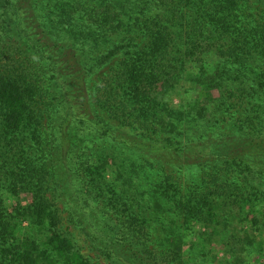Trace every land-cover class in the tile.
I'll use <instances>...</instances> for the list:
<instances>
[{
	"label": "trees",
	"instance_id": "16d2710c",
	"mask_svg": "<svg viewBox=\"0 0 264 264\" xmlns=\"http://www.w3.org/2000/svg\"><path fill=\"white\" fill-rule=\"evenodd\" d=\"M262 218L264 0H0V264H92L66 221L111 264H250Z\"/></svg>",
	"mask_w": 264,
	"mask_h": 264
},
{
	"label": "rangeland",
	"instance_id": "374dc122",
	"mask_svg": "<svg viewBox=\"0 0 264 264\" xmlns=\"http://www.w3.org/2000/svg\"><path fill=\"white\" fill-rule=\"evenodd\" d=\"M118 38V37H117ZM122 56V54H119L118 57L115 58L114 63L118 61V59ZM109 65H106L103 67L100 71H98L97 75H94L91 77V90L93 91L94 86L98 82L99 74L102 72L107 71L109 68ZM185 89H188V87L185 86ZM193 94V93H192ZM210 94H205L204 91L200 90V101L202 104L209 105L210 108H212V103L210 101V98L207 96ZM186 97H190V92L186 94ZM218 93L213 92L212 98H217ZM179 101L176 99L174 103L177 105ZM212 104V105H211ZM230 124V123H229ZM229 124H220L217 125V128L212 129L211 134L216 135L219 133H227L232 130L233 126ZM94 141H91V139H88L86 144L92 148ZM103 143V142H101ZM103 147V146H99ZM88 153L91 152L88 148ZM176 174V173H175ZM178 175L181 177V182L183 183V186H188L190 182L193 180L194 182L197 181V177H195L196 172L193 170L184 171V172H178ZM192 179V180H191ZM144 182L146 179H143ZM191 180V181H190ZM90 206L91 209L94 208L95 211H100L102 214L103 206L98 205L97 203L90 200ZM253 207L248 206L247 211H250ZM260 208V205L256 203V211ZM254 212V215L256 216L257 213ZM108 221L110 222V218H108ZM107 221V222H108ZM261 221L263 222L264 219L262 218ZM262 226V224H260ZM259 226V227H261ZM245 231L249 232V235L252 239L256 240L257 242L261 243V245H256L253 251V255L250 257V264H264V229H258L257 227H253L250 229V225L248 224L247 227L245 226ZM63 229L65 232L69 234V236L72 238L74 245L76 249H79L81 253L89 259V261L92 264H111L108 259H106L104 256H102L99 252H97L89 243V240L85 237L81 231L75 227L71 222L66 221L63 224ZM262 230V231H261ZM197 232L201 231L199 229H196ZM209 232V230H208ZM240 233V232H239ZM242 233V232H241ZM208 238V236H207ZM223 241H227L230 238V233L225 234L223 233L222 236H215L214 241L217 242L219 239ZM217 240V241H216ZM187 246L185 247L186 254L184 255L185 264H222V260L225 259V248L223 245H206L204 244L203 247H201V244L204 243V240H201L198 238V235H189L186 238ZM216 244V243H214ZM190 250L194 251L193 253L190 252Z\"/></svg>",
	"mask_w": 264,
	"mask_h": 264
}]
</instances>
